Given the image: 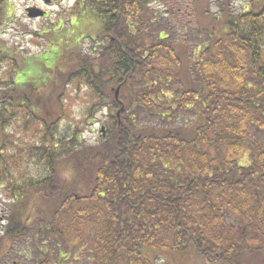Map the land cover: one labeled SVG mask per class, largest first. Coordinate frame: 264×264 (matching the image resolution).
Returning a JSON list of instances; mask_svg holds the SVG:
<instances>
[{
	"label": "trees",
	"instance_id": "obj_1",
	"mask_svg": "<svg viewBox=\"0 0 264 264\" xmlns=\"http://www.w3.org/2000/svg\"><path fill=\"white\" fill-rule=\"evenodd\" d=\"M5 1L0 25L8 19ZM153 1L79 0L101 21L105 44L97 60L77 54L82 63L70 76L93 92V111L107 107L110 115L109 138L84 154L70 153L79 143L73 139L53 144L50 113H39L42 84L18 92L20 62L0 41V64L10 67L0 83V184L12 174L4 144L13 148L9 160L20 156L9 122L22 112L28 124L45 127L27 149L44 166L42 177L3 188L0 261L38 219L35 264H62L70 255L85 264H155L157 257L163 264H264V0H243L239 12L229 0H216V12L211 1L189 0L194 24L187 14L175 27L161 24ZM140 114L151 126L134 125Z\"/></svg>",
	"mask_w": 264,
	"mask_h": 264
},
{
	"label": "rangeland",
	"instance_id": "obj_2",
	"mask_svg": "<svg viewBox=\"0 0 264 264\" xmlns=\"http://www.w3.org/2000/svg\"><path fill=\"white\" fill-rule=\"evenodd\" d=\"M46 1L6 0L4 6L8 19L0 25V41L2 40L4 47L13 51L15 64L19 65L20 62L21 69L17 71L14 77L18 92L27 94L31 89L34 90V85L42 84L40 85L41 100L45 99L43 103L45 105L42 104L44 108L39 113L43 116L46 110L50 113V116H46L49 124L47 132L53 135L54 139H51L54 140L53 144L62 141V145L63 143L66 145V142L73 139L75 145L77 142L79 143L70 153L84 154V150L93 151L101 147L109 138L107 133L104 138L100 134V128L108 111L102 109L96 115H91L89 109L94 101L93 92L84 84V80L70 76V74L77 68L78 64L82 63L74 61L77 54L80 57L87 54L90 56L89 58L96 60L99 58V49L105 44L101 42L99 37L102 32V24L94 13H91L84 5L79 4V0ZM208 1L212 2L211 5L213 4L208 7L209 9L211 7L210 12H216L217 1ZM229 3L235 12H239L245 4L243 0H229ZM151 6L157 17L162 15L161 24L166 20L169 21L171 27L177 26L178 21H182L183 24V19H186L187 14H189L190 22L194 24L192 10L188 9V6H191L189 0H175L168 4H163L158 0L151 3ZM168 8L174 11L182 9L185 16L178 14L176 19L168 12ZM26 9H32L34 12L40 11L42 15L30 18L26 14ZM182 37L181 33L179 39ZM3 66L0 64V83L4 82V78L9 75L10 67ZM51 70L55 72H51ZM33 108L36 110L34 103ZM143 115L140 114L138 119L134 121L136 127L151 126L146 123L147 119L143 118ZM8 125L6 133L10 136L11 141L18 145L20 156L17 157L16 162L9 160L14 155L13 148L8 145L9 141L4 144L3 157L6 158L7 167L12 174H10V179L4 176L5 178L0 184V237L3 235L7 219L5 203L9 202V199H6V191L3 189L7 185V181L11 180L15 184L20 180H38L45 170L43 165L27 155V149L40 141V135L44 133L45 127L42 128L39 123L28 124V119L24 117L22 112L18 113L17 117ZM66 157L62 156L60 160L64 161ZM89 161H91L90 156L84 164ZM242 162L243 165L247 164L246 159ZM81 164L78 163V167ZM85 170L88 171L86 167ZM66 175L67 179L75 178L71 172H66ZM89 185L90 177L85 183V188ZM31 213L29 212L28 215L33 216ZM28 226L27 234L14 238L9 243L7 252L0 264H35V260L40 255V247H37L34 242V234L39 226L38 219L31 220ZM38 245L40 246L39 243ZM48 257L53 260L57 255L50 252ZM74 258L75 256L70 255L69 261L67 260L62 264H85L86 262L79 263L77 261L79 259L76 258L73 261ZM162 260L163 258L157 257L154 259V263L163 264Z\"/></svg>",
	"mask_w": 264,
	"mask_h": 264
},
{
	"label": "water",
	"instance_id": "obj_3",
	"mask_svg": "<svg viewBox=\"0 0 264 264\" xmlns=\"http://www.w3.org/2000/svg\"><path fill=\"white\" fill-rule=\"evenodd\" d=\"M28 15H29V17H36V16H39V15L41 16L42 14L41 13H35V12H32L31 10H29L28 11ZM118 94H119V88L116 89V91H115V99H117Z\"/></svg>",
	"mask_w": 264,
	"mask_h": 264
}]
</instances>
